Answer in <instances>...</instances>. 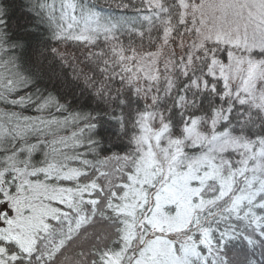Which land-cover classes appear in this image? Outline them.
Returning <instances> with one entry per match:
<instances>
[{"label": "snow or ice", "instance_id": "snow-or-ice-1", "mask_svg": "<svg viewBox=\"0 0 264 264\" xmlns=\"http://www.w3.org/2000/svg\"><path fill=\"white\" fill-rule=\"evenodd\" d=\"M0 264H264V0H0Z\"/></svg>", "mask_w": 264, "mask_h": 264}, {"label": "trees", "instance_id": "trees-1", "mask_svg": "<svg viewBox=\"0 0 264 264\" xmlns=\"http://www.w3.org/2000/svg\"><path fill=\"white\" fill-rule=\"evenodd\" d=\"M104 12H105V15H118V11L114 7L113 8H107L106 7ZM15 22L22 23L23 21H22L21 17L19 15H17ZM69 50H71V49H69ZM76 52H77V50L75 48H72L70 54L76 53ZM86 99H87V97H86ZM88 102H90L92 104V106L95 107L94 101H88Z\"/></svg>", "mask_w": 264, "mask_h": 264}, {"label": "rangeland", "instance_id": "rangeland-1", "mask_svg": "<svg viewBox=\"0 0 264 264\" xmlns=\"http://www.w3.org/2000/svg\"><path fill=\"white\" fill-rule=\"evenodd\" d=\"M72 50V49H71ZM71 50H68V51H70L69 53H71ZM73 54V53H72Z\"/></svg>", "mask_w": 264, "mask_h": 264}]
</instances>
